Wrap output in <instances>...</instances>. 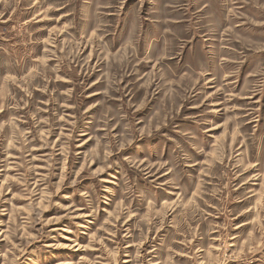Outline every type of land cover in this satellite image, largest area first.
Returning <instances> with one entry per match:
<instances>
[{
	"label": "rangeland",
	"instance_id": "374dc122",
	"mask_svg": "<svg viewBox=\"0 0 264 264\" xmlns=\"http://www.w3.org/2000/svg\"><path fill=\"white\" fill-rule=\"evenodd\" d=\"M264 264V0H0V264Z\"/></svg>",
	"mask_w": 264,
	"mask_h": 264
},
{
	"label": "bare ground",
	"instance_id": "6f19581e",
	"mask_svg": "<svg viewBox=\"0 0 264 264\" xmlns=\"http://www.w3.org/2000/svg\"><path fill=\"white\" fill-rule=\"evenodd\" d=\"M64 264V263H63Z\"/></svg>",
	"mask_w": 264,
	"mask_h": 264
}]
</instances>
